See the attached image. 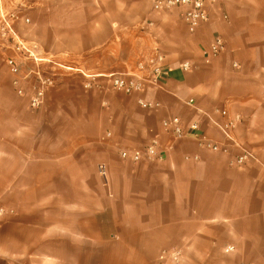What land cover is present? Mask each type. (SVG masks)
<instances>
[{"label": "crops", "instance_id": "crops-1", "mask_svg": "<svg viewBox=\"0 0 264 264\" xmlns=\"http://www.w3.org/2000/svg\"><path fill=\"white\" fill-rule=\"evenodd\" d=\"M10 3L16 10L0 7L19 15L21 38L23 26L44 31L29 41L101 86L67 73L33 110L0 58V264H159L170 249L180 264H264V0H206L208 20L193 31L178 9L147 0ZM217 35L225 49L206 63ZM156 54L164 75L147 67L141 91H117L104 77ZM222 109L238 117L236 144L210 120ZM171 117L197 123L226 151L173 138L162 127ZM154 139L161 160L120 156ZM243 151L251 157L233 163Z\"/></svg>", "mask_w": 264, "mask_h": 264}, {"label": "built area", "instance_id": "built-area-1", "mask_svg": "<svg viewBox=\"0 0 264 264\" xmlns=\"http://www.w3.org/2000/svg\"><path fill=\"white\" fill-rule=\"evenodd\" d=\"M153 10L160 11L176 8L184 23L190 31L195 30L198 26L208 20V10L206 0H147ZM1 2V0H0ZM0 11V50L9 48L13 55L5 56V64L9 74L12 77L11 83L17 95L24 97L29 108L37 110L42 107L45 102L46 93L55 87L57 77L61 75L59 70L65 73H80L84 78V87H99V76L96 74H86L83 70L74 64H65L56 60L53 55H40L38 45L34 42H26L20 39L14 29V22L20 17L14 11ZM26 22L28 20H25ZM10 40V41H8ZM7 42V43H5ZM10 42V43H9ZM225 49V43L221 36L217 35L213 38L208 48L204 51V61L209 63L210 60L219 55ZM163 57L156 54L148 62L141 61L137 64L136 70L122 73H110L104 77L108 80L112 89L130 94L143 89L144 77L142 72L148 67L153 77L164 75L162 69ZM31 64L26 66V63ZM183 70L191 69L188 62L182 64ZM28 78L34 81L32 84L26 82ZM140 106L144 109H155L159 106L156 102H148L142 99L138 100ZM188 104H193L190 99ZM220 117V121L210 118L211 122L216 126L220 133L228 141L235 143L232 132L236 128L238 117L229 116L226 110L215 111ZM162 127L165 132L169 133L173 138L197 137L199 144L210 151H226L225 147L210 141L204 134L199 133L197 123H191L187 127L183 126L178 117H171L162 121ZM160 143L158 140H152L149 144L142 148L132 150H122L120 156L131 162L140 160H161ZM251 157V154L243 151L233 163L241 165ZM98 172L106 178L107 172L104 164L98 165ZM231 249L226 248V252ZM182 260L181 251L179 249L163 250L158 256L159 264H180Z\"/></svg>", "mask_w": 264, "mask_h": 264}, {"label": "rangeland", "instance_id": "rangeland-1", "mask_svg": "<svg viewBox=\"0 0 264 264\" xmlns=\"http://www.w3.org/2000/svg\"><path fill=\"white\" fill-rule=\"evenodd\" d=\"M2 1V5L4 6H6V7H8V9L9 10H16L15 9V7H13V5L10 3V0H1ZM21 32H20V34L22 35V37L23 38H21L18 34V37L20 38V39H22L23 41H26V42H34V43H36L37 45H38V50L40 51V55H46L47 54V52L45 51V50H43L42 48H41V46L36 42V41H29V40H31V36H37V37H39L40 39H44L45 38V36H46V34H45V32L44 31H39V32H36V31H31V30H29V26H23V29L22 30H20ZM8 41H10V40H8ZM5 43H7V42H5ZM10 43V42H9ZM13 51L11 50V49H9V48H3V49H1L0 50V58H1V60H3V62H5L4 61V59H5V56H7V55H13ZM57 61H59V62H61V63H64L63 61H61V60H58V59H56ZM65 64H68V63H65ZM69 64H71V63H69ZM6 65V64H5ZM31 64H29L28 62L26 63V66H30ZM6 67V66H5ZM6 70H7V67H6ZM7 72H8V70H7ZM59 72L61 73V75L60 76H58L57 77V79L59 78V77H61V76H64L65 74H67V73H65V71H63V70H59ZM9 73V72H8ZM71 78H74V81H75V85H76V91H78V87L80 86L81 87V78H79V77H77V75H71ZM33 79L32 78H28L27 79V81L26 82H29V84H32L33 83ZM57 82H58V80H57ZM47 94V93H46ZM46 97H47V95H46ZM46 97H45V99H46ZM62 97L60 96V99H61ZM46 102H47V100H45ZM45 103V102H44ZM46 113V112H45Z\"/></svg>", "mask_w": 264, "mask_h": 264}]
</instances>
